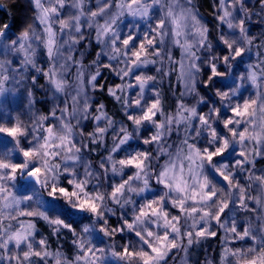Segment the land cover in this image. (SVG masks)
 I'll return each instance as SVG.
<instances>
[{
  "label": "clouds",
  "instance_id": "9594fccd",
  "mask_svg": "<svg viewBox=\"0 0 264 264\" xmlns=\"http://www.w3.org/2000/svg\"><path fill=\"white\" fill-rule=\"evenodd\" d=\"M0 264H264V0H0Z\"/></svg>",
  "mask_w": 264,
  "mask_h": 264
},
{
  "label": "trees",
  "instance_id": "16d2710c",
  "mask_svg": "<svg viewBox=\"0 0 264 264\" xmlns=\"http://www.w3.org/2000/svg\"><path fill=\"white\" fill-rule=\"evenodd\" d=\"M209 11H211V9H209Z\"/></svg>",
  "mask_w": 264,
  "mask_h": 264
}]
</instances>
